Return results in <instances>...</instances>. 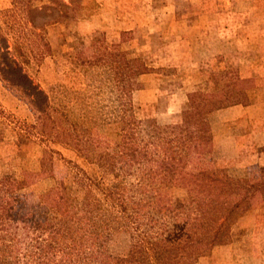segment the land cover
<instances>
[{
	"label": "trees",
	"instance_id": "16d2710c",
	"mask_svg": "<svg viewBox=\"0 0 264 264\" xmlns=\"http://www.w3.org/2000/svg\"><path fill=\"white\" fill-rule=\"evenodd\" d=\"M11 4L46 53L50 52L46 30L74 21L82 9V0H11ZM124 36L122 32L120 43L105 45L79 60L86 102L79 117L71 119L51 105L47 93L12 56L0 31V78L38 115L25 129L41 148L34 172L50 171L54 158L61 157L52 146H61L108 180L103 185L80 170L90 193L78 208L71 206L67 186L59 183L58 196L44 221H29L28 242L17 244L1 235L0 264H119L109 261L106 252V244L119 233L129 239L123 264H196L231 244V222L251 211L256 195L264 201V170L256 183L226 171L218 180L185 173L190 144L200 141L196 131L189 130L210 113L245 105L246 98L237 89L238 75L214 73V99L200 91L189 93L179 124L159 125L152 120L149 134L144 135L132 93L140 77L160 69L123 49ZM102 138L111 142L110 149L101 146ZM183 171L191 183L186 197L162 201L161 194L174 186ZM57 256L64 259L57 261Z\"/></svg>",
	"mask_w": 264,
	"mask_h": 264
},
{
	"label": "rangeland",
	"instance_id": "374dc122",
	"mask_svg": "<svg viewBox=\"0 0 264 264\" xmlns=\"http://www.w3.org/2000/svg\"><path fill=\"white\" fill-rule=\"evenodd\" d=\"M0 31L8 39L12 56L47 93L51 105L71 119L79 117L86 102L79 60L93 56L105 45L120 43L122 32L123 49L132 51L153 69H160L140 77L132 93L133 110L144 135L149 134L152 120L159 125L179 124L189 93L200 91L214 99L212 76L216 72L231 71L239 77L240 66L258 65L257 77L252 79L257 88H251L252 95L264 99V0H82L74 21L53 25L44 33L49 53L40 46L36 34L23 25L11 0H0ZM234 115L227 116L230 121L224 116L219 120L218 116L207 115L189 130L196 131L195 138L200 141L190 144L185 173L213 179L201 175L199 154H203L202 145L211 142L215 123L218 126L227 120L222 124L234 130ZM37 116L27 99L0 78V240L1 235H8L7 239H15L17 244L32 237L29 221H44L58 196L59 183L67 186L70 204L78 208L90 193L80 170L103 185L108 182L95 166L61 146H52L61 157L54 158L50 171L34 172L41 148L25 129L36 122ZM101 146L110 149L112 144L102 138ZM226 172L235 178H247L242 168ZM185 173L180 172L174 186L161 194L162 201L186 197L191 183ZM231 227L232 241L241 240L235 250L217 248L196 264H263V203L254 198L251 211L232 221ZM253 236L260 243L254 242L250 249ZM128 247L126 235H113L106 244L109 261L123 264ZM62 259L57 256V261Z\"/></svg>",
	"mask_w": 264,
	"mask_h": 264
},
{
	"label": "crops",
	"instance_id": "0c3cea01",
	"mask_svg": "<svg viewBox=\"0 0 264 264\" xmlns=\"http://www.w3.org/2000/svg\"><path fill=\"white\" fill-rule=\"evenodd\" d=\"M257 69L258 65L255 64L240 66V79L237 88L245 94L246 103L244 106L230 107L207 116L215 115L220 120V116L227 117L233 113L236 114L233 122L235 125L234 130L229 126L227 128L228 132L223 135L226 126L222 122L227 120L221 121L218 126L215 123L212 127V140L208 144L202 145L203 154H199L202 158L201 165L198 167L201 175L218 179L223 171L230 168H242L246 171L250 182L261 180L262 171L264 170V99L263 101L262 99H254L251 89L257 88V85L254 82L252 83V79L257 77ZM261 107H263V111L257 112ZM228 120L230 121L229 118ZM217 132H220L218 136L215 135ZM255 200L262 202L264 205V201L260 196L255 197ZM243 236L246 237L244 234ZM251 239L253 241L249 242L250 249L253 248L254 242L260 243L259 240H254V236ZM236 242H241V240L233 238V241L227 247L231 251L235 250L233 247ZM258 254L261 256L259 252ZM237 260H239V257ZM262 263L264 264V261Z\"/></svg>",
	"mask_w": 264,
	"mask_h": 264
}]
</instances>
